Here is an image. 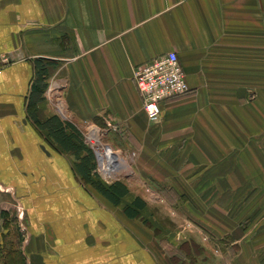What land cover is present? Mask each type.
Segmentation results:
<instances>
[{
    "label": "crops",
    "instance_id": "obj_1",
    "mask_svg": "<svg viewBox=\"0 0 264 264\" xmlns=\"http://www.w3.org/2000/svg\"><path fill=\"white\" fill-rule=\"evenodd\" d=\"M171 52L190 91L163 103L153 124L134 72ZM0 54L12 57L0 74V189L8 191L0 193V247L3 214L18 195L28 264H173L163 239L177 249L199 240L194 264H264V239L252 241L256 230L251 235L237 225V215L221 216L223 202L203 214V183L192 186L188 175L201 157L219 155L212 127L221 123L220 111L246 109L252 94L264 93V0H0ZM39 59L52 65L34 119ZM52 115L77 126H118L137 145L120 206L85 189L69 154L46 142L39 124ZM235 187L219 183L217 190ZM137 197L147 207L165 203L203 230L177 237L159 229L156 236L124 213Z\"/></svg>",
    "mask_w": 264,
    "mask_h": 264
},
{
    "label": "rangeland",
    "instance_id": "obj_2",
    "mask_svg": "<svg viewBox=\"0 0 264 264\" xmlns=\"http://www.w3.org/2000/svg\"><path fill=\"white\" fill-rule=\"evenodd\" d=\"M252 83V88L256 87V90H258L259 79L253 78ZM262 88L264 89V86ZM252 97L254 98L253 101L250 104H245L247 105L246 109L220 111L219 117L221 123L215 124L212 127L214 132L213 137H216L214 151L219 152V155L216 157L214 155L201 157L200 162L195 167V171L188 175L192 178V186H195L199 182L203 183V188H199L198 191L204 201L202 211L205 210L206 212H202L201 210L200 212L206 213L207 217H209L208 213L211 209L219 210L217 206L219 203L217 201L223 202L222 204L225 208L219 214L230 220H233L231 218L237 215L239 218L236 223L237 225L240 223L244 229L246 228L245 231H252L251 235L256 230V237L252 240L255 242L256 238L264 239V93L260 94L256 92L252 94ZM244 116L248 117L247 124L243 123ZM237 118L239 119L238 122ZM160 119L152 123L156 124ZM78 127L84 135L85 143L95 153L98 165V179L106 185L114 181L130 183L133 175L131 173L128 174L126 169L122 168L120 171L114 172L113 175L106 174L98 152L103 147H110L130 163L137 156V145L132 143L127 135H121V132H115L113 129H107V127L102 125L84 123ZM96 133L100 135L97 139L93 138V135ZM46 142L57 151L61 150L49 139ZM69 157L79 183L93 195L100 196L101 194L93 187L81 181L80 175L75 168L76 159L70 154ZM203 160L204 163L201 162ZM178 174L180 176L186 175L182 171ZM229 182L233 183L236 187L230 191H227V189L217 190L219 183L221 188H223ZM4 191V187L0 189V193ZM7 192L5 191L4 193L8 194ZM158 192L159 195H169L168 191L165 190H158ZM133 198L134 195H131L125 202H132ZM19 200V196H15V200H11L10 210L5 211L3 214L4 232L0 247V264H19L20 257L15 252L18 251L21 256L24 255V247L28 239V224L25 221L26 213L24 216L19 215L18 211L21 210ZM192 207L193 204L189 206L190 209ZM111 208L115 212L119 211L118 208ZM193 208L196 210L198 208L201 209L199 206L198 208L197 206ZM142 213L143 217L137 219L140 226L144 230L152 231L156 236L159 233L161 235V231H166L168 236L171 234L178 237L181 232L185 234L186 230L196 233H198V230H203L199 229L196 223L186 222L173 216L165 203L161 205L151 203V207H147ZM189 215L194 219V212ZM249 238L252 239L251 236ZM180 241L179 243H181ZM183 243L177 249L163 239L161 246L164 247L171 257L173 264H183L185 261L194 264V257L197 253L202 252L199 240L192 242V244ZM185 250L191 251V254L186 256L185 252L187 251Z\"/></svg>",
    "mask_w": 264,
    "mask_h": 264
},
{
    "label": "trees",
    "instance_id": "obj_3",
    "mask_svg": "<svg viewBox=\"0 0 264 264\" xmlns=\"http://www.w3.org/2000/svg\"><path fill=\"white\" fill-rule=\"evenodd\" d=\"M51 65V61L43 59H39L35 63L36 78L33 83L30 103L31 115L34 119H37V103L43 100V95L48 87L47 79ZM39 129L48 132V139L54 145L75 157V168L83 183L93 187L114 206L122 204L123 198L129 194L127 185L122 181H114L106 185L98 179L95 153L85 143L84 135L77 125L63 120L58 115H52L45 122L39 124ZM146 207L147 203L142 198L137 197L131 205L124 208V213L131 219H137L141 217V211ZM15 254L20 257L19 264H27L24 255L21 256L18 251Z\"/></svg>",
    "mask_w": 264,
    "mask_h": 264
},
{
    "label": "built area",
    "instance_id": "obj_4",
    "mask_svg": "<svg viewBox=\"0 0 264 264\" xmlns=\"http://www.w3.org/2000/svg\"><path fill=\"white\" fill-rule=\"evenodd\" d=\"M11 63L10 55L0 54V74ZM134 80L144 101V112L151 122L161 117L163 103L185 96L190 91L186 73L176 52L158 56L137 68ZM112 129L115 132L120 130L118 126Z\"/></svg>",
    "mask_w": 264,
    "mask_h": 264
},
{
    "label": "bare ground",
    "instance_id": "obj_5",
    "mask_svg": "<svg viewBox=\"0 0 264 264\" xmlns=\"http://www.w3.org/2000/svg\"><path fill=\"white\" fill-rule=\"evenodd\" d=\"M98 136H100L99 133H96L95 135H93V138L97 139ZM98 155L101 164L106 171V174L113 175L114 172L120 171L122 168L128 169L130 167L128 161H126L123 157L119 156L110 147H103V149L98 152Z\"/></svg>",
    "mask_w": 264,
    "mask_h": 264
},
{
    "label": "water",
    "instance_id": "obj_6",
    "mask_svg": "<svg viewBox=\"0 0 264 264\" xmlns=\"http://www.w3.org/2000/svg\"><path fill=\"white\" fill-rule=\"evenodd\" d=\"M43 150L47 153V154H49L48 152H47V150H46V148L45 147H43Z\"/></svg>",
    "mask_w": 264,
    "mask_h": 264
}]
</instances>
